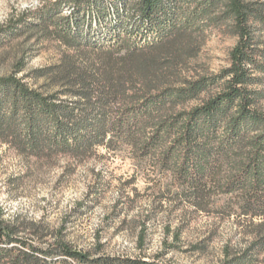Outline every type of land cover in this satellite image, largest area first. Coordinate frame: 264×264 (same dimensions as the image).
Segmentation results:
<instances>
[{
	"label": "trees",
	"instance_id": "trees-1",
	"mask_svg": "<svg viewBox=\"0 0 264 264\" xmlns=\"http://www.w3.org/2000/svg\"><path fill=\"white\" fill-rule=\"evenodd\" d=\"M108 0H50L0 29V45L24 30L43 28L68 48L59 64L39 71L41 91L19 77L25 63L0 77V142L38 160L85 159L102 146H129L151 157L171 177L177 198L198 211L235 218L243 237L227 244L218 264H264V5L247 0H119L135 17L114 20L107 47L85 38L83 24H97ZM72 4L70 16L61 8ZM231 22L238 42L230 66L216 74L186 76L196 56L192 43L204 19ZM137 18V19H136ZM158 40L132 41L142 29ZM173 191V190H172ZM146 226L140 237L143 249ZM180 234L174 236L178 241ZM172 249L176 248L173 244ZM100 243L80 249L62 230L7 217L0 207V264H177L153 258L110 255ZM203 248L196 247V251Z\"/></svg>",
	"mask_w": 264,
	"mask_h": 264
},
{
	"label": "rangeland",
	"instance_id": "rangeland-1",
	"mask_svg": "<svg viewBox=\"0 0 264 264\" xmlns=\"http://www.w3.org/2000/svg\"><path fill=\"white\" fill-rule=\"evenodd\" d=\"M50 0H0V29L18 20L27 10H35ZM193 0L183 3L185 9L195 7ZM204 0H197L202 3ZM263 4L264 0H247ZM119 0H108L101 22L81 26L79 33L98 46L107 47L120 16L131 28L136 20ZM72 4L61 8L70 16ZM204 19L198 24L192 43L196 54L187 65L186 76L216 74L230 66V52L238 38L231 33V22ZM137 19V18H136ZM257 41L264 47V29L254 26ZM156 33L143 28L132 41L140 46L158 40ZM68 52L55 38L47 39L43 28L24 30L8 43L0 45V77L10 75L17 64L24 62L25 71L19 77L30 76L26 82L41 91L46 80L39 71L52 67ZM47 86V87H46ZM264 108V101L261 103ZM173 190V191H172ZM171 187V177L151 157L143 158L127 146L98 148L85 159L59 156L56 160H38L19 154L13 147L0 142V207L7 217L20 216L34 222L43 221L55 230H62L67 240L80 249H91L100 243L110 255L153 258L166 254L177 264H218L227 244L236 246L243 237L235 218L198 211L188 199L177 198ZM146 226L143 249L140 237ZM180 234L178 241L174 236ZM176 248L172 249V245ZM199 247L202 251H196Z\"/></svg>",
	"mask_w": 264,
	"mask_h": 264
}]
</instances>
